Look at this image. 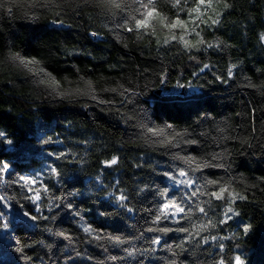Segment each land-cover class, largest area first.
Instances as JSON below:
<instances>
[{
  "label": "trees",
  "instance_id": "obj_1",
  "mask_svg": "<svg viewBox=\"0 0 264 264\" xmlns=\"http://www.w3.org/2000/svg\"><path fill=\"white\" fill-rule=\"evenodd\" d=\"M212 1L0 0V264H264V0Z\"/></svg>",
  "mask_w": 264,
  "mask_h": 264
},
{
  "label": "snow or ice",
  "instance_id": "obj_2",
  "mask_svg": "<svg viewBox=\"0 0 264 264\" xmlns=\"http://www.w3.org/2000/svg\"><path fill=\"white\" fill-rule=\"evenodd\" d=\"M132 2L134 4L139 5L135 9V11L139 12L141 17H142V18H136L135 15L130 17L131 19L135 20V26L137 28H146L149 25V22L152 19H155V18H158L159 19V23L164 25L165 27H168L169 29L175 28L177 26H180V27L184 26V21L179 20V19H176V20L172 21L171 23H165L166 18L161 16L160 13L157 12V10L155 8V4H156L157 0H146V2H144V0H132ZM107 3L112 5L114 8L122 9V6L126 5V0H107ZM180 3H181V0H174L173 7L178 6ZM199 5H207L208 7H211L212 6V0H199L198 6L196 8L189 9V11L190 12L199 13L200 12ZM227 6L228 5L225 4V7H227ZM218 16H219V13H217V17ZM211 23L212 24H217L218 23V19L211 20ZM129 30H132V29H129ZM197 35H199V33H197ZM170 39L171 40H175L176 39L175 35H172L169 38L165 39L164 43L165 44L169 43ZM180 39L184 42L185 47L189 46L190 42L187 41V40H184L183 36H181ZM260 39H261V41H264V34H261ZM203 42L204 41L202 39L200 41H198V43H203ZM14 58L19 59L20 62L22 64H24L25 67H28L29 64H35L36 63L35 60H26L25 58L18 56V54L16 56H14ZM205 67H207V65ZM30 70H32V69H30ZM229 75H231V70H229ZM53 83H54V81H53ZM89 87H90V85H89ZM149 131L152 132L153 135H156V136L163 135V129L157 130V129H151L150 128ZM0 135H2V134H0ZM168 142H169L168 139H165V140L161 141V143H168ZM116 162H117L116 158L113 157L110 161H106L105 163L108 164V165H111V164H115ZM199 167H202V165L198 164L197 168H199ZM52 171L55 172L56 170L52 169ZM185 175H186V173L184 171H180V176H185ZM21 179L25 181V184L34 183V181H30L28 179H25L24 177H21ZM180 183L181 184H184V183L192 184L193 182L191 180H183V181H180ZM225 191H227L226 188H221L218 193L214 192V193H212V195L219 199V198H221V196L223 195V193ZM193 195H195V193H193ZM230 195H232V194L230 193ZM32 199L33 200H39L40 199L38 190L36 192V195L34 197H32ZM120 199H124V197H120ZM170 205L173 208H175L176 212L184 211L183 208L176 206L172 201H169L168 203H166L164 205V210L165 211L168 210ZM199 211L200 212H204V209L200 208ZM229 211H231V210L229 209ZM32 219H35V217H32ZM157 219H160V217H157ZM203 227H206V225H201V228H203ZM85 231H88V229H85ZM236 261H237V264H239L240 258L236 257ZM221 264H222V262H221Z\"/></svg>",
  "mask_w": 264,
  "mask_h": 264
},
{
  "label": "rangeland",
  "instance_id": "obj_3",
  "mask_svg": "<svg viewBox=\"0 0 264 264\" xmlns=\"http://www.w3.org/2000/svg\"><path fill=\"white\" fill-rule=\"evenodd\" d=\"M218 3H221V2H219V1H212V6H211V8L214 10V11H216V10H218L219 9V6H220V4H218ZM222 4V3H221ZM197 6H198V4H197ZM200 6H202V5H199V8H200ZM207 10V9H206ZM205 10V11H206ZM212 10V11H213ZM213 11V12H214ZM190 13H192V12H190ZM194 14L196 15L197 13L196 12H194ZM207 14V13H206ZM203 15V14H202ZM205 15V14H204ZM194 15L193 14H190V15H188L186 18H182V19H179V18H176V19H179V20H182V21H184V26L183 27H180V26H177V27H175V28H171V29H173V30H175V29H181V30H183V31H186V30H188L189 28H190V26H191V24H193L194 22H196V20L194 19ZM176 19H174V20H176ZM174 20H172V21H174ZM171 21V22H172ZM170 22V23H171Z\"/></svg>",
  "mask_w": 264,
  "mask_h": 264
}]
</instances>
